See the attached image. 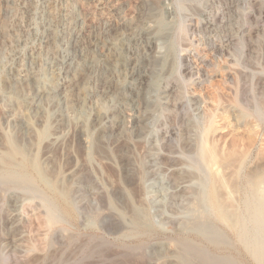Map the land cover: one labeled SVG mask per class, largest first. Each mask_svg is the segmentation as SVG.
Listing matches in <instances>:
<instances>
[{
  "label": "rangeland",
  "instance_id": "1",
  "mask_svg": "<svg viewBox=\"0 0 264 264\" xmlns=\"http://www.w3.org/2000/svg\"><path fill=\"white\" fill-rule=\"evenodd\" d=\"M159 17L161 21L164 19V31L140 38L141 42L137 40V44L130 43V51L125 55L136 52L138 65L147 72L144 79L136 76V94L126 92L130 103L131 95L134 97L137 118L136 124L130 127L128 143L117 141L111 132L117 119L118 104L111 98H103V84L98 76H93L86 94L84 117L94 133L90 115L93 112L103 113V127L107 132L102 144L96 141L95 147L92 144L89 150L81 148L82 152L86 151L84 154L80 153L81 150L74 151L75 159L69 162L65 159L67 164L57 156L61 174L58 176L60 183H56L64 193L55 192L43 181L40 169H50V165L44 163L42 149L46 145V135L54 133L57 126L52 122V117L49 118L43 139L37 138L36 133H32L34 136H24L15 121L18 117L31 115L32 112L26 111L28 99L5 89V78L11 73L23 77L32 69L40 83L58 99L59 92H65L68 88L61 91L54 88L57 83L64 84L65 80L73 77H69L67 71L78 65L80 51L89 50L90 54L99 56L104 51L102 44L111 36L119 35L121 40L128 42L132 25L137 26V30L144 26L151 32L156 31ZM69 27H75L73 33ZM52 30L61 39L57 57L64 62V68L51 69L47 65L50 53L47 39ZM70 36H79V42L69 41ZM170 43L174 55L167 58ZM73 48L77 49L74 51ZM164 59L173 70L163 71L155 67ZM173 60L177 61V70L173 67ZM155 69L159 72L158 78L154 76ZM0 109L1 112H8L10 118V122L2 127L0 163L1 158L4 160L9 155L6 150L9 144L22 150L15 153L17 162H21L24 159L22 155L26 153L24 169L16 167L15 170L19 172L22 169L30 174L40 192L57 204L59 211L58 222L49 227L40 198L31 200L21 189L1 185L0 264H178L175 252L177 247L184 245L207 250L211 255L231 258L236 264H258L237 240L235 233L215 221L210 213L205 216L225 237L222 243L210 242L191 225L189 229L185 225L189 216L185 215L190 203L195 202L193 193L198 187L195 188L192 183L198 186L202 174L201 170H197L195 148L199 136L195 127L205 126L212 113L217 127L212 141L217 148L220 145L218 150L223 148L220 151L228 150V154L250 155L241 172L243 176L254 168L264 170V0H0ZM57 109L60 112L65 107L59 103ZM1 112L0 116L3 114ZM242 113L245 117L240 119L238 116ZM74 119L79 123L82 121L77 117ZM31 121L35 123L34 118ZM39 129L43 130L44 127ZM94 137L96 133L93 140ZM25 148L29 150L26 152ZM32 161L37 163L38 169L33 167ZM71 172H74V177L77 176V181L69 177ZM81 175L84 177L81 178ZM236 184L237 205L241 207L248 197L259 200L257 194L246 193L243 178L238 179ZM189 186H193L195 191ZM260 189L264 192V184ZM71 191L75 193H71V196L75 195L71 197L73 205H69L64 197ZM103 199L107 202H103ZM134 208L145 215L149 221L147 225L130 224ZM113 211H117L116 215L112 214ZM121 216L125 219L129 217L125 221ZM251 223V236L257 237V225ZM100 247H103L102 250Z\"/></svg>",
  "mask_w": 264,
  "mask_h": 264
},
{
  "label": "bare ground",
  "instance_id": "2",
  "mask_svg": "<svg viewBox=\"0 0 264 264\" xmlns=\"http://www.w3.org/2000/svg\"><path fill=\"white\" fill-rule=\"evenodd\" d=\"M161 4H163V3H161ZM160 12L162 13V11H160ZM156 13H158V15H159V12H156ZM161 19L162 18L159 17L158 24H157V21L155 22L158 25V29L156 31H153V32H151L150 30H148V28H145L144 26L142 27V29L137 30V28H136L137 26L133 27V25H132L131 28H130L131 29L130 31H132V33H131V36L129 37L128 42H124L123 40H121L119 35L111 36L105 43L102 44V48L104 49V51H103V53L99 54V56H95L92 53H91L92 54L91 55L89 53L90 52L89 50H85V49L82 50L81 49L82 51H80V54H79V58L78 59H80V60L78 62V65L75 67V69H69L67 71L68 76L72 75L73 77L71 79L65 80L64 84L63 83L62 84L57 83L56 87L54 88V90H56V91H61L63 88H68V90H66L67 92L66 91L65 92H61V93L59 92L58 99H57V97L55 95L52 94L51 90H49L47 87H45L43 84L40 83V79H38L37 75L35 74V72L32 69L29 70L26 74H24L23 77H18V75L14 74V73H11L8 78H5L4 83H3L4 86H5V89H7L11 94H15L16 96L21 97L23 99H28L27 104H26V111L32 112L31 115L33 114L32 116L29 115V116H24V117H21V118L18 117V119L15 121L16 122V126L18 127V130L24 136L27 137V136L31 135L32 133H36L37 134V138L43 139V133L46 130L47 126H49L48 122H49V120L52 117H53V120H54V121L52 120V122L54 123L55 126H57V130L54 133L50 134L49 136L46 135L47 136V138L45 139L46 143H44L46 145L43 146V149H42V151L44 153V155H42V156H44L43 157L44 163H46V165H50L49 166L50 167L49 171H51V172H49L48 170H45V169L42 171L40 169V174L43 175V181L47 185H49L51 188H53L55 190V192H59V194L64 193L63 190L60 191L61 189L58 188V184L56 183L58 181V176L61 174V172H60L61 170L59 168V166L61 164L59 162L60 160L57 159V156H60V159H62V160L63 159L64 160L67 159L68 162H69V160L72 161V160L75 159V155L73 153L74 151H78L79 150V152H80L81 148L89 150L90 146L92 144L94 145L96 141L99 144H102V141L104 139V135L107 132V130L104 128L105 126L103 124L104 119H105V115L103 113H95V112H93L90 115V118H89L90 119V125L93 128L94 133H96V138L94 137V140H93V134L94 133H92L90 131L89 121H87V119L84 117L85 116V112H86V102H87L86 94H87V91H88V88H89V85H90V81H92L91 79H92L93 76H98L100 81H101V83L103 84V87H104V93L102 95L103 98H105V99L109 98V100L111 98V99L115 100V102L118 104V106L115 105L117 107V109H116L117 110L116 111L117 119H116L113 127L111 128V132L114 134L115 139L117 141H122V143L124 142L126 144L128 143V138L130 137V134H131L130 127H131V125L136 124L137 118H136V114H135V100H134V97H133V95H131V98H130L131 103H130L127 100L128 97H127L126 92L127 91H131L132 94L135 93L136 92V86L135 85H137V84H135L134 82H136V76H138L140 79L141 78L144 79L145 77H147V72H146L145 68H142L140 65H138V63H137L138 62V57L136 55V52L131 53L130 56H125V55L127 53H129V51H130V49H129V47L131 46L130 43L134 44L140 38L150 37L152 35H155L156 33L157 34H161V31L166 26V25H163V22H162L164 19L162 21H161ZM70 20L71 19H69V21ZM57 23H58V21H57ZM69 28H70L69 30L72 31V33H73L74 30H75L74 29L75 27L74 28L73 27H69ZM167 32H168V30H167ZM124 34H123V36H124ZM162 37L165 38L164 36H162ZM60 40L61 39H60L59 35H57V33L54 30H52L50 32L49 36H48V39H47V43H48V46H49V49H50L49 50L50 51L49 60H47L48 61L47 65L51 69L64 68L63 67L64 62L60 61L58 59V57H57L58 56L57 55V47H59L58 45H60V43H59ZM101 40H102V38H101ZM126 40H127V38H126ZM69 41H75L76 43H78L79 42V36H75V37L74 36H70V40ZM138 45H140V44H138ZM66 46H67V44H66ZM77 47H78V45H77ZM75 49H77V48H75ZM75 49L73 48L74 51H75ZM141 50L143 51L142 48H141ZM168 50H169V52H168L167 58L173 57L174 50H173V47H172L171 43H170V46H169ZM132 52H133V50H132ZM139 52H137V53H139ZM146 53H148L147 50H146ZM70 58H72V57H70ZM173 62L174 63H172V64H173L174 68L176 66H178L176 60H173ZM178 62H179V60H178ZM175 64H176V66H175ZM67 67H69V65ZM146 67H147V65H146ZM155 67H158V69H161V70L165 71L166 69H170L171 65H168V61H166L164 59V60L158 62L157 64H155ZM154 76H155V78L159 77V72H158L157 69L154 70ZM163 77H164V75H163ZM150 78H152V76H150ZM58 80H59V78H58ZM145 83H146V81H145ZM18 86H20V87H18ZM151 87H153V86H151ZM154 89H156V88H154ZM143 94H145V93L143 92ZM59 103L60 104L62 103L64 105V107H65L64 111H60V112L58 111L57 108L59 106ZM216 106H218V105H216ZM51 108L53 110H51ZM109 109H111V108L109 107ZM7 113L3 112V114H1V116H0V136L3 135V132H4L3 128H2L3 125L10 122V118H9V115ZM116 113H115V115H116ZM109 115H110V113H109ZM76 117L80 118L82 121L80 123L75 121L74 118H76ZM238 117L240 119H243V117H245V114L242 113ZM32 118L35 119V123H37V124H35V123H33L31 121ZM208 119L209 120H208V122H207V124L205 126H203V127H195V129L197 128V131H195V132H197L198 136H199V141H198V144H197V148H195L196 149V158L198 159L197 170H201V173H202L199 176V184H198V186L192 183V185H194L195 188L198 187L197 190L195 191V188L193 186L191 187V188L194 189V190L193 189L192 190L195 191L193 193V195H194L193 199L197 203L194 204V205H191V204L195 203L193 201V203H190L189 207H187L189 210L187 209L188 214L186 213L187 215H185V216H189V219L186 221V223L184 222V219H181V220H183V223H185L186 226L188 225V228H189V225H191L192 229H195L196 231H198L203 237H205L210 242H212V243H222L224 241L225 237H223L222 233L220 231H218V229L213 224V221L210 220L207 216H205L206 213H210L213 216L215 221L223 224L225 227H227L228 229H230L231 231H233L235 233V235L237 237V240L244 246L246 251L254 258V260L258 264H264V243H263V237H264V192L260 189L261 185L264 184V170H257V169L255 170V168H254V170L253 171L251 170L249 174H247L246 176H243L241 174V172L243 171L245 164L248 162L247 156L249 154L248 155H246V154L238 155V154H234V153H231V152L228 154L227 153V152H229L228 150L226 152H223V150H224L223 148H221V149H223L222 151H220L221 149L218 150L220 148V145L217 148V146H216L217 144L215 145L214 141H212L213 140L212 139L213 135L217 134L216 133L217 132V129H216L217 127L215 126V117H214L213 113ZM108 120H110V119H108ZM195 122H193V123H195ZM216 125H218V124H216ZM41 126L44 127L43 130L39 129ZM110 126H111V124H110ZM134 127H135V125H134ZM17 135H19V134H17ZM17 135H16V137H17ZM26 137H25V139H27V141H28V138H26ZM34 138L36 139V137H34ZM214 140L216 141V139H214ZM17 141H19V139ZM194 141H195V139H194ZM131 142H132V139H131ZM33 143H34V141H33ZM195 143H196V141H195ZM5 144H7V143H5ZM1 146H3V144ZM94 147H95V145H94ZM133 148H134V146H133ZM37 149H38V147H37ZM226 149H228V148H226ZM6 150H7V152L9 151L8 152L9 155L7 154L8 157L6 159H4V160H3V158H1L2 162L0 163V186L2 185V186H7V187H10V186L11 187H17V188L21 189L26 194V196L28 195V198L31 197V200L33 198H40L42 200V203H43L42 207L45 209V222H46L47 226L50 227V226L56 224L58 222V218H59L58 217L59 211H58V208L56 206L57 204L55 205V203L52 200H50L48 197L44 196L40 192V190L38 189L39 187L37 188V186L35 184V181L32 178V176L30 174H28L26 171L22 170V169H24L25 164H26V158H27L26 153L24 152L25 154L22 155V157L24 159H22L21 162H17L15 160V157L17 155L15 156V153H18L19 151H22V150L17 149L16 147L13 146V144L12 145L9 144L7 146ZM28 150L29 149L25 148L26 152ZM92 150H93V148H92ZM11 152H13V153H11ZM30 152H32V151H30ZM84 152H86V151H84ZM84 152H82V150H81L80 153L84 154ZM236 152H238V149H237ZM19 153H21V152H19ZM33 153H32V156H34ZM109 158H111V157L109 156ZM83 160H84V158H83ZM29 161L31 162V159ZM35 161H32V165H33V167H35V169H38L37 163H36L37 161L36 162ZM80 161H82V159ZM65 162H66V160H65ZM65 162H63V163H65ZM29 164H31V163H29ZM66 164H67V162H66ZM125 164H127V163H125ZM41 165H42V163H41ZM68 166H69V164H68ZM16 167L22 168L21 171L17 172L15 170ZM45 168H47V167L45 166ZM65 168L66 167L64 166V169ZM69 168H70V166H69ZM78 168L79 167H77V169ZM246 168H247V166H246ZM80 169L81 168H79L78 170H80ZM29 170H31V169H29ZM66 170H68V169L66 168ZM74 170H75V168H74ZM86 170H88V169H85V171ZM176 174H178V173H176ZM191 174H193V173L191 172ZM191 174H189V175L191 176ZM194 174H195V176L197 175L196 173H194ZM35 175L36 174H34V176ZM82 175H81V178L84 177V176L82 177ZM70 176H72V177H70ZM87 176H89V175H87ZM91 176H92V174L89 177L91 178ZM69 177L73 181L77 178V176L74 177V172L73 173L71 172ZM183 177H185V176H183ZM191 178H192V176H191ZM240 178H241V180H242V178L244 179V184L246 185V189H245L246 193L248 194L249 192H253V193L257 194V197H258L259 200L250 199L248 197L247 199H245V201H244V203H243V205L241 207L239 205H237L238 203L236 204V202H237L236 201V197H235V195H236L235 193H236V190H237L236 182ZM85 179H87V178H85ZM195 179H196V177H195ZM88 180H90V179H88ZM66 181L69 182L68 180H66ZM76 181H77V179H76ZM67 182H66V184H67ZM182 182H183V179H182ZM188 182H190V181H188ZM82 183H84L83 180H82ZM97 183L95 185H97ZM190 184H191V182H190ZM238 185H239L238 187H241L240 186L241 184H238ZM59 186H60V184H59ZM67 186H68V184H67ZM99 186H101V185H99ZM190 186L188 188H190ZM242 186H243V184H242ZM70 187H72V186H70ZM102 189H104V188H102ZM190 189H189V191H190ZM117 191H118V189H117ZM119 191H120V188H119ZM71 193H74V192L71 191L68 194H64V197H65L66 201L69 203V205H73V201H72L71 197L73 198V195L75 194L74 193L71 196ZM103 193H104V191H103ZM123 193H124V191H123ZM181 193H183V191H181ZM123 196H124V194H123ZM23 197H25V196H23ZM191 199H192V197H191ZM191 199H190V202L192 201ZM103 202H107V201L103 199ZM58 203H59V201H58ZM23 204H25V203H23ZM26 204H27V202H26ZM33 204H35V203H33ZM33 204H31L32 207H34ZM139 205H142V204H139ZM190 206H192V208H190ZM103 208L106 209V207H103ZM136 208L133 209V212L131 211L132 212V216H131V219H130L131 223L130 222L129 223L133 224L134 226H136V224H138V225H147L149 221H147V218L145 217V215L139 209H136ZM110 211H112V210H110ZM142 211L144 212L145 210L142 209ZM115 212H117V211H115ZM115 212L113 211L112 214L115 213ZM128 212H130V210ZM100 214H102V213H100ZM108 214H105V215L108 216ZM115 215H116V213H115ZM71 216H72V214H71ZM102 216H104V214H102ZM111 216H114V215H111ZM101 217H99V218H101ZM121 217H123V216H121ZM16 218H17V216H16ZM112 218H114V217H112ZM126 219H125V221H126ZM61 221L62 220H60V222ZM251 222H254L257 225V229H258L257 237L256 236H253V237L251 236V233H250V230H249V225L252 224ZM22 224H23V222H22ZM119 226H121V225L119 224ZM116 227H117V224H116ZM141 228H142V226H141ZM144 229H145V227H144ZM47 230H48V228H47ZM196 231H194V232H196ZM261 236H263V237H261ZM98 242H96V243H98ZM98 244H96V245H98ZM104 246H105V244H104ZM97 248H98V246H97ZM102 248L100 247L101 250H102ZM105 249H106V247H105ZM107 249H109V248L107 247ZM206 251L203 250V249L193 248L191 246L184 245V246L177 247L176 252L175 251L174 252H175V258H176V261H177L178 264H236L235 261H233L231 258L211 255V254H209ZM94 253H93V255H94ZM97 253H98V250H97ZM101 253H102V251H101ZM140 253H141V251H140ZM218 253H220V251ZM219 255H221V254H219ZM124 258H125V256H124ZM132 258H134V257H132ZM137 258H139V257H137ZM132 260H134V259H132ZM138 261H140V260H138ZM111 262L114 263V261H111ZM116 264H117V262H116Z\"/></svg>",
  "mask_w": 264,
  "mask_h": 264
}]
</instances>
